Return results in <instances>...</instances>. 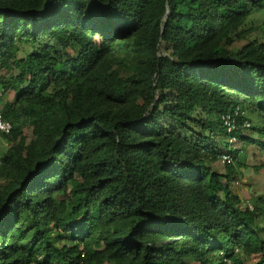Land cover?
Instances as JSON below:
<instances>
[{"label": "trees", "instance_id": "16d2710c", "mask_svg": "<svg viewBox=\"0 0 264 264\" xmlns=\"http://www.w3.org/2000/svg\"><path fill=\"white\" fill-rule=\"evenodd\" d=\"M263 7L0 0V264H264V193L215 166L237 104L264 149Z\"/></svg>", "mask_w": 264, "mask_h": 264}, {"label": "rangeland", "instance_id": "374dc122", "mask_svg": "<svg viewBox=\"0 0 264 264\" xmlns=\"http://www.w3.org/2000/svg\"><path fill=\"white\" fill-rule=\"evenodd\" d=\"M241 30L244 36L238 40V46L249 39L264 41V7L250 14L245 24L241 27ZM12 96V93L9 95L7 94V97ZM249 120L252 126L245 129L244 132L250 137H256L258 131L255 129L259 126V121H256L257 118L255 114L252 115V119L250 118ZM8 144L9 142L7 139L0 134V149H4ZM257 144L251 142L246 143L240 139L237 145L242 148L241 158L243 163L239 164L236 159L232 166L237 169V177L235 178L236 181L234 184L235 190L240 193L246 201L251 203L253 201V195L264 193V149ZM215 166L221 171L228 170L227 165L221 159L215 162Z\"/></svg>", "mask_w": 264, "mask_h": 264}, {"label": "built area", "instance_id": "2783aa9c", "mask_svg": "<svg viewBox=\"0 0 264 264\" xmlns=\"http://www.w3.org/2000/svg\"><path fill=\"white\" fill-rule=\"evenodd\" d=\"M241 115H244V111L242 110V107L239 104L235 105L229 111L222 115L223 122L226 125L227 130L230 132L229 149L228 151L224 152L221 156V160L227 164H232L235 162V156L232 150L239 147L237 145V142L239 141L237 133L239 132L241 126H244L246 128L251 126V122L248 119H245L242 124L238 122V117H240ZM12 129V122L6 119L0 111V131L9 133Z\"/></svg>", "mask_w": 264, "mask_h": 264}]
</instances>
